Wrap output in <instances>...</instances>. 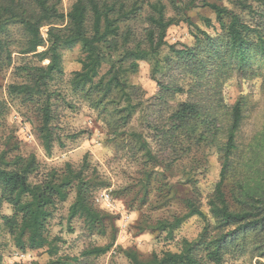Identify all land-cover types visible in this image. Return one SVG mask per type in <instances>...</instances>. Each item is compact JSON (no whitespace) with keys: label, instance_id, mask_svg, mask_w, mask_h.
I'll return each mask as SVG.
<instances>
[{"label":"trees","instance_id":"trees-1","mask_svg":"<svg viewBox=\"0 0 264 264\" xmlns=\"http://www.w3.org/2000/svg\"><path fill=\"white\" fill-rule=\"evenodd\" d=\"M167 1L176 12L181 10L183 0ZM60 6L61 0H0V72L13 69V75L21 81L9 86V94L22 104L38 108L39 136L50 154L58 141L53 127V102L61 96L52 87L63 82L65 76L63 51L80 46L81 70L74 72L69 81L72 91L99 113L114 140L127 137L128 144L144 158L154 159L151 144L130 128L142 103H135L140 90L130 85L127 78L138 72L141 62L159 65L167 31L175 23L167 17V5L162 0H75L67 14ZM208 7L216 14L220 37L213 38L199 29L194 35L196 47L180 51L171 48L172 53L200 79L205 74L199 72L209 68H215L222 77H231L234 69H230L228 60L246 75L245 69L254 57L264 60V13L258 21L249 23L232 9L217 4ZM141 21L147 24L146 28L135 29L134 25ZM206 22L212 26L210 20ZM40 48L44 50L39 51ZM14 55L23 60L35 58L41 64L26 62L15 66ZM45 60L49 63L42 65ZM105 65L109 69L101 75ZM158 84L162 86L163 95L158 98L162 103L186 93L179 87L164 86L160 81ZM214 91L209 97H218V104L212 99L209 103L183 101L172 112L169 126L157 130L160 144L177 159L201 145L218 149L222 171L209 201L211 218L196 201H187V215L172 223H160L159 230L173 235L186 220L197 217L205 224L198 241H185L178 252L167 251L149 258L132 250L122 251L128 264H225L228 258H258L257 264H264L260 260L264 259V187L256 185L261 193L252 189L247 173L241 171L244 165L239 162L246 158L243 151L240 153L239 142L245 106L237 101L230 111L220 96L221 90ZM4 108L0 102V116ZM256 150L250 153L257 158L263 147ZM259 170L264 174V168ZM233 171L238 172L239 178L229 185L234 188L231 195L240 204L238 208L231 207L225 192L227 177ZM38 174L39 180L32 182L31 177ZM107 187L87 157L78 168L67 165L64 171L41 172L35 156L12 161L1 156L0 234L5 231L10 235L19 251L48 249L51 256H56L57 247L48 236L49 224L58 206L75 193L70 219L82 220L89 234L104 237L111 217L96 207L95 194ZM4 204L11 207L12 215H2ZM111 246L84 251V260L57 258L47 264H90L92 258L107 254Z\"/></svg>","mask_w":264,"mask_h":264},{"label":"rangeland","instance_id":"rangeland-1","mask_svg":"<svg viewBox=\"0 0 264 264\" xmlns=\"http://www.w3.org/2000/svg\"><path fill=\"white\" fill-rule=\"evenodd\" d=\"M74 1L61 0V11L67 14ZM162 1L167 5V17L174 19L175 23L167 31V44L161 51L160 63L141 62L138 72L127 78L130 85L140 90V98L135 103H142L130 128L151 144L154 159L144 158L143 154L128 144L127 137L114 140L99 113L72 91L69 81L74 72L81 70L83 54L80 46L63 51L62 68L65 76L63 82L52 87L61 96L53 102V127L58 141L54 143L50 154L44 149L39 136L41 115L38 108L22 104L9 94L10 85L21 83L13 75V69L0 72V102L5 105L0 116V157L5 156L7 161H12L17 157L35 156L41 172L64 171L67 165L78 168L87 157L99 177L108 185L96 192L95 205L111 217L106 236L89 234L82 220H71L69 217V209L75 198L73 193L67 202L58 206L48 228L49 239L57 247L58 254L51 256L48 249L19 251L12 237L2 231V264H47L57 258L74 257L84 260V251L108 245H112L110 251L92 258L90 264H128L122 251L132 250L149 258L167 251L178 252L185 241L197 242L205 227L204 222L197 217L186 220L169 236L159 230V224L184 218L188 213L189 200L196 201L200 210L211 218L209 201L222 171L219 151L201 145L193 147L187 156L177 159L176 154L160 144L157 130L169 126L172 112L183 101L195 99L208 102L212 99L218 104V97H209L214 95V90L218 93L221 90L220 96L230 111L237 101H242L245 106L239 142L240 153L243 151L242 155L246 158L238 161L244 165L241 171L250 178L251 188L261 193L256 185L264 187V174L259 170L264 168V60L254 57L251 66L245 69L246 75L238 72L237 64L228 60L230 69H234V73L230 71L231 77H222L215 68H209L199 72V75L205 74L200 79L177 60L171 48L180 51L196 47L194 35L199 29L213 38L220 37L216 14L208 4L232 9L249 23H254L264 13V0H197L193 4H190L191 0H183L178 12L167 0ZM249 7L252 9L249 10ZM207 19L212 26H208ZM146 26L141 21L134 28L144 29ZM24 59L14 55V65L26 62L35 66L41 64L32 57ZM48 63L45 60L42 65ZM108 69L105 65L101 75ZM159 81L164 86L179 87L186 93L176 94L162 103L158 100L163 95ZM188 90H191L190 94ZM184 142L187 146L188 141ZM260 145L263 150L256 158L250 150H258ZM237 173L231 172L226 182L225 192L232 208L240 207L232 198L234 188L229 185L239 178ZM39 177V174L33 175L31 181L35 183ZM1 213L10 216L12 209L4 204ZM258 260L245 258L235 261L228 258L225 264H257ZM260 260L264 262V259Z\"/></svg>","mask_w":264,"mask_h":264}]
</instances>
